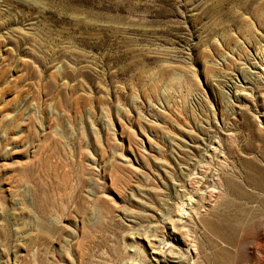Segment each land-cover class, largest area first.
<instances>
[{
    "label": "rangeland",
    "instance_id": "1",
    "mask_svg": "<svg viewBox=\"0 0 264 264\" xmlns=\"http://www.w3.org/2000/svg\"><path fill=\"white\" fill-rule=\"evenodd\" d=\"M0 264H264V0H0Z\"/></svg>",
    "mask_w": 264,
    "mask_h": 264
}]
</instances>
